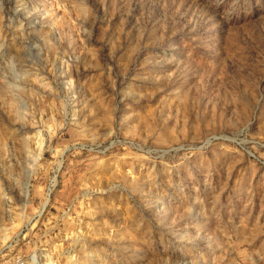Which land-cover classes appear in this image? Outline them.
<instances>
[{"label": "rangeland", "instance_id": "1", "mask_svg": "<svg viewBox=\"0 0 264 264\" xmlns=\"http://www.w3.org/2000/svg\"><path fill=\"white\" fill-rule=\"evenodd\" d=\"M0 248L264 264V0H0Z\"/></svg>", "mask_w": 264, "mask_h": 264}, {"label": "built area", "instance_id": "2", "mask_svg": "<svg viewBox=\"0 0 264 264\" xmlns=\"http://www.w3.org/2000/svg\"><path fill=\"white\" fill-rule=\"evenodd\" d=\"M16 241H14V239H12L10 242H9V244L7 245V247H11V248H13L16 244ZM1 251H3V248H0V254H1ZM17 261H18V259H16V260H13V261H10V260H8V259H5L4 257H2L1 255H0V264H17Z\"/></svg>", "mask_w": 264, "mask_h": 264}]
</instances>
